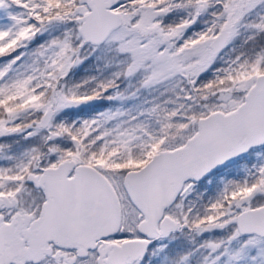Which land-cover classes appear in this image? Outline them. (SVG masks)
I'll return each mask as SVG.
<instances>
[{"label":"snow or ice","instance_id":"1","mask_svg":"<svg viewBox=\"0 0 264 264\" xmlns=\"http://www.w3.org/2000/svg\"><path fill=\"white\" fill-rule=\"evenodd\" d=\"M0 264H264V0H0Z\"/></svg>","mask_w":264,"mask_h":264}]
</instances>
